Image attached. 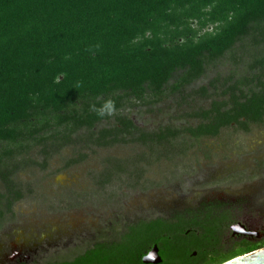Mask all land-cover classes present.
<instances>
[{
  "label": "trees",
  "instance_id": "16d2710c",
  "mask_svg": "<svg viewBox=\"0 0 264 264\" xmlns=\"http://www.w3.org/2000/svg\"><path fill=\"white\" fill-rule=\"evenodd\" d=\"M226 56L244 75L216 77L187 94L210 100L188 114L196 125L143 132L124 114L181 94ZM106 98L117 111L101 118L89 105ZM263 122L264 0H0V227L24 196L17 171L44 168L23 160L33 148L48 157L81 143L103 148L129 140L150 157L170 158L223 129ZM140 161L147 164L141 154L134 174L144 170ZM106 164L113 169L107 182L127 173V162ZM157 227L142 224L63 264H131L130 253L153 240ZM255 249L243 242L227 253L212 250L205 264ZM163 264L179 263L167 256Z\"/></svg>",
  "mask_w": 264,
  "mask_h": 264
},
{
  "label": "rangeland",
  "instance_id": "374dc122",
  "mask_svg": "<svg viewBox=\"0 0 264 264\" xmlns=\"http://www.w3.org/2000/svg\"><path fill=\"white\" fill-rule=\"evenodd\" d=\"M243 68L234 67L226 56L206 69L204 75L181 94H168L154 105L127 108L124 114L143 132L167 126H194L197 121L188 118V114L207 107L210 100L187 97V94L193 89L208 87L216 77L242 76ZM210 91L214 94L212 89ZM161 151L165 155V150ZM141 154L147 161L142 172L143 184L139 175L130 171ZM153 156H149L145 147L129 140L103 148L81 143L48 157L33 148L23 160L30 158L44 168L28 165L17 171L16 181L24 187V196L14 204V216H7L3 224L84 217L93 219V224L86 225L91 234V225L104 228L129 213L131 217H157L164 214L153 206L157 201L186 198L210 187L228 188V199L244 196L247 202L254 204L256 213L264 215V122L250 126L247 131L223 129L217 137L197 142L182 156L159 159ZM114 160L127 162V173L114 175L107 185H97L95 182L103 171H113L106 163ZM107 230L102 234L106 236ZM229 249L224 248L221 253Z\"/></svg>",
  "mask_w": 264,
  "mask_h": 264
},
{
  "label": "flooded vegetation",
  "instance_id": "af4514ba",
  "mask_svg": "<svg viewBox=\"0 0 264 264\" xmlns=\"http://www.w3.org/2000/svg\"><path fill=\"white\" fill-rule=\"evenodd\" d=\"M140 166L141 169L145 167L141 161ZM142 172L144 170L136 174L142 177L140 182L143 184L145 176ZM107 174L102 172L95 183L99 186L109 184ZM227 191L226 187H210L186 198L157 201L153 206L163 210L164 214L147 218L131 217L129 213L104 228L91 225V234L86 225L93 224V219L85 220L84 217V220L64 216L28 220V224L24 221L23 224L5 223L0 227V264L71 263L102 244L122 241L142 224L151 222L158 224L157 229L151 230L153 240L135 246L130 253L131 264H163V258L167 256H174L179 264H205L212 250L221 253L224 248H230V252L243 242L251 244L255 250L264 247V215L256 213L254 204L247 202L244 196L228 199ZM107 228L105 236L102 233ZM149 251L156 253L158 263H146L141 259Z\"/></svg>",
  "mask_w": 264,
  "mask_h": 264
},
{
  "label": "water",
  "instance_id": "95a60500",
  "mask_svg": "<svg viewBox=\"0 0 264 264\" xmlns=\"http://www.w3.org/2000/svg\"><path fill=\"white\" fill-rule=\"evenodd\" d=\"M240 228H242V226ZM234 233L244 234L242 231H234ZM154 255L156 257L155 260H146L145 262L146 263H158L160 260L158 259L156 253ZM223 264H264V247L258 250L252 251L250 253L234 257L233 259Z\"/></svg>",
  "mask_w": 264,
  "mask_h": 264
},
{
  "label": "clouds",
  "instance_id": "9594fccd",
  "mask_svg": "<svg viewBox=\"0 0 264 264\" xmlns=\"http://www.w3.org/2000/svg\"><path fill=\"white\" fill-rule=\"evenodd\" d=\"M91 111H93L98 117L112 116L117 110L115 107V102L111 98H106L103 102L97 107L96 105H89ZM142 260H155L156 257L152 251L145 253L142 257Z\"/></svg>",
  "mask_w": 264,
  "mask_h": 264
}]
</instances>
